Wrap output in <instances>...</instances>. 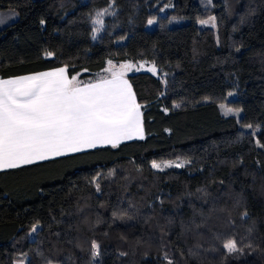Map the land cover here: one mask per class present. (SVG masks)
Returning a JSON list of instances; mask_svg holds the SVG:
<instances>
[{
    "label": "trees",
    "instance_id": "16d2710c",
    "mask_svg": "<svg viewBox=\"0 0 264 264\" xmlns=\"http://www.w3.org/2000/svg\"><path fill=\"white\" fill-rule=\"evenodd\" d=\"M8 9L0 79L65 67L85 84L128 59L164 79L126 77L144 138L0 171V264H264V0H0ZM166 160L185 165L151 166Z\"/></svg>",
    "mask_w": 264,
    "mask_h": 264
},
{
    "label": "snow or ice",
    "instance_id": "6c2138e0",
    "mask_svg": "<svg viewBox=\"0 0 264 264\" xmlns=\"http://www.w3.org/2000/svg\"><path fill=\"white\" fill-rule=\"evenodd\" d=\"M104 12H98L97 17ZM3 23L0 19V24ZM148 23L152 24L153 20ZM131 67V64L121 65L122 69ZM151 70L155 71V67ZM141 107L123 72H114L111 79L101 78L83 86L76 76L69 78L65 67L0 79V170L98 145L116 147L121 140L132 139L134 135L143 138ZM220 107L225 115L239 111L223 104ZM246 127L252 128V125ZM259 146L264 147V144ZM152 167L162 165L153 162ZM223 246L228 253L244 251L235 239L226 241ZM98 255L99 245L93 242V259Z\"/></svg>",
    "mask_w": 264,
    "mask_h": 264
},
{
    "label": "rangeland",
    "instance_id": "374dc122",
    "mask_svg": "<svg viewBox=\"0 0 264 264\" xmlns=\"http://www.w3.org/2000/svg\"><path fill=\"white\" fill-rule=\"evenodd\" d=\"M171 7H172V5H168L166 7V9L171 8ZM8 12H10L12 14H15V16L13 17V15L5 14L4 15L5 17L2 19V20H4V23L0 24V29H2L4 27L8 26L9 24L17 21V19L19 18V14H18L17 11L8 9ZM165 12H166V10L164 11V13ZM6 16H9V17L6 18ZM98 19H99L100 23H97ZM98 19L94 21V26H95L94 35L95 36H97L99 34V32L102 30V28L104 26L103 17L98 18ZM201 21H211V22H209V23H201ZM201 21H199V24L201 26H206V27H214L215 26V19L213 17L210 18V19H205V20H201ZM154 23H155L154 20H153L152 24L148 23L147 28L151 29L153 27ZM125 40H126V37L120 38V39L117 40V43L121 44V43L125 42ZM109 61H111V64H109ZM122 64H131L132 67L130 69H122L121 68ZM153 66L155 67V71L151 70L153 68ZM114 72L115 73L123 72L124 73V79H126L127 75L132 74V73H137V72H149V73H152V74L157 75L160 78L164 79L163 74H161V72H160V68L157 67L153 62H150V61H147V60L133 61V60H129L128 59V60L119 61V62H117L115 60H108L105 69L101 72L100 75H101L102 78L111 79ZM229 97L233 98V97H235V94L231 93L229 95ZM220 105H219L220 114L225 116V117L233 116V117H235V118H237L239 120L242 117V115H243V112H242L241 109L234 108V107L228 106L226 104H223V105H226L229 108L239 110L238 112H233L231 114L225 115L223 110L221 109ZM143 135H144V131H143ZM153 162H156V163L162 165L161 168H154L153 167L154 169H157V170H164V169L169 168V167H177L176 166L177 164H182L183 166L185 165V162L182 161V160H179V161H174V160L152 161L151 162V166H152ZM165 164H168L169 166H164ZM182 167H178V168H182ZM27 260H28V257L24 256L21 259L16 260L15 264H27Z\"/></svg>",
    "mask_w": 264,
    "mask_h": 264
},
{
    "label": "crops",
    "instance_id": "0c3cea01",
    "mask_svg": "<svg viewBox=\"0 0 264 264\" xmlns=\"http://www.w3.org/2000/svg\"><path fill=\"white\" fill-rule=\"evenodd\" d=\"M5 14H10V15H13V17L15 16V14H12L10 12H8V10H0V19H3L5 16ZM9 16H6V18H8ZM61 67H58V68H54V69H49V70H45V71H41V72H37V73H32V74H38V73H43V72H48V71H53V70H56V69H59ZM32 74H27V75H32ZM27 75H22V76H13V77H8V78H1V79H12V78H17V77H23V76H27ZM68 75V73H67ZM70 78V77H69ZM127 79V78H126ZM128 81V80H127ZM97 82V81H95ZM95 82H91V83H95ZM129 83V81H128ZM85 84H88V83H85ZM85 84H81V86L85 85ZM130 84V83H129ZM143 138H144V135H143ZM134 139H142L140 138L139 136H133L132 139H127V140H121L119 142L122 143V142H125V141H130V140H134ZM105 146H112V145H108V144H105V145H98L97 147L95 148H98V147H105ZM95 148H85V149H82L81 151L79 152H83V151H87V150H91V149H95ZM79 152H75V153H79ZM75 153H68L66 155H63V156H68V155H72V154H75ZM63 156H58V157H51L49 159H46V160H43V161H36L32 164H37V163H40V162H44V161H48V160H52V159H56V158H60V157H63ZM32 164H27V165H20L19 167H16V168H11V169H3V170H0V171H7V170H14V169H18V168H22V167H25V166H29V165H32Z\"/></svg>",
    "mask_w": 264,
    "mask_h": 264
}]
</instances>
